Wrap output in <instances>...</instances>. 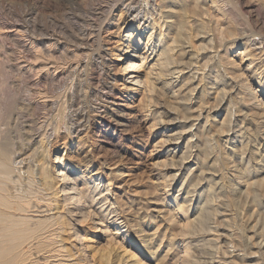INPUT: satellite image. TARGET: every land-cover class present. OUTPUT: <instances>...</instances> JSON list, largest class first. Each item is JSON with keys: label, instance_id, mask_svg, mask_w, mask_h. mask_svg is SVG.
<instances>
[{"label": "bare ground", "instance_id": "obj_1", "mask_svg": "<svg viewBox=\"0 0 264 264\" xmlns=\"http://www.w3.org/2000/svg\"><path fill=\"white\" fill-rule=\"evenodd\" d=\"M52 1L62 10L40 4L37 23L6 29H37V79L8 91L0 76V264H264V34L236 36L232 0ZM112 59L150 125L158 203L132 195L125 172L94 170L91 131L115 147L130 125L108 106ZM231 181L261 211L249 234Z\"/></svg>", "mask_w": 264, "mask_h": 264}, {"label": "rangeland", "instance_id": "obj_2", "mask_svg": "<svg viewBox=\"0 0 264 264\" xmlns=\"http://www.w3.org/2000/svg\"><path fill=\"white\" fill-rule=\"evenodd\" d=\"M255 1H256V3H255ZM51 2H52V5H50ZM51 2H49V4H48V0H0V17H1L0 18V25H1L0 26V62L2 61L0 63L1 64L0 65V71H2V74L0 72V74H1L0 76L3 75V81L6 78L5 79L6 81H4V82L5 83L8 82L7 84H9L12 81L10 85H5V84L3 85L4 87H7L8 89L11 87L9 90L5 88L8 91H12V88L13 89L14 88L17 89L16 86L15 87H12V86H14L15 84H17L19 82L24 85V82L26 83L27 80H28L27 78L30 79L32 77V79H34L35 76L37 77V46H36L37 45V29H36V31H34L33 29L27 30L26 27H24L23 30L20 31L21 33L18 32L19 35L18 34L15 35L13 32H9L10 30L7 31L6 29H7V27H10L12 25H16L17 26V25H20V24H22V25L23 24H27V22H29L30 18L34 19V20H31V21H35L37 23V15H35V14H37V7L40 4H42V5L44 3L48 4V5L44 4V5H46L44 7V13L47 14V15H53L55 13H58L60 10H62V8L60 9L59 6L56 3H53L52 0H51ZM240 2H241V4H240ZM258 3L262 4L260 2V0H238V1H236V0L233 1L232 0V4L235 7V9L238 10L239 12L244 13L241 16V15H238L237 12H235V11L233 12V16H235V15L237 16V18L235 16V21H237L236 23L239 24L238 25V31L239 32L236 35L237 37L239 35L240 36L243 35V34H240V31H241V33H244V31H245V33H248V34L253 31V32L259 33L258 35H256V36H259V37H261V35L264 34V30H263L264 29V25L261 24L263 22V19H264V16H263L264 15V9H263V5H260L261 6L260 7ZM236 4H238V6ZM257 4L260 7V10L256 6ZM8 5H10V7ZM254 5H255V7H254ZM50 6H53V7H50ZM239 8H241V9H239ZM246 8H248L249 11ZM50 9H54L55 13H53V11H51ZM243 9L244 10L246 9L245 12H243L244 11ZM246 11H247V13H246ZM262 11H263V15L261 14ZM234 13H235V15H234ZM260 15H261V17H260ZM240 19L243 20L244 23H242V21ZM16 20L17 21L19 20V21L16 22ZM238 20L241 23H239ZM245 22H247L246 25H245ZM240 24L242 25V27H240L241 26ZM247 25L249 26L248 28L246 27ZM116 28H117V26H115L114 24L110 23L103 29V32H102V35H103L104 38L110 39L111 45L113 44L112 47H114L116 45V42H117V39H118L117 35H116L117 32H118V30H117L118 28L117 29ZM242 28L245 29L243 32H242V30H243ZM24 29L27 32L24 31ZM257 31H259V32H257ZM12 36H13V39H12ZM4 39H5V41H4ZM32 41L35 42L34 43L35 45L31 44ZM244 41L242 40L241 42H244ZM15 44H17V45H15ZM218 48H220V47H218ZM27 50H29V51H27ZM25 51H27V52H25ZM34 52H35V54H33ZM8 55H10V56H8ZM29 56L31 58H29ZM2 58H4V59H2ZM5 58H6V61H5ZM32 59H33V62H32ZM9 60H11L12 63ZM14 60H15V62H14ZM114 61H116V59H112L111 63L112 64L114 63V66H116V70L118 69L117 67H119V69H120V62L116 61V63H115ZM4 62H5V64H4ZM115 64H117V65H115ZM2 65L4 66L3 68H1ZM16 67H19V68L21 67L20 70H19L21 72H17ZM13 69H15V70H13ZM119 69L116 72L118 74L116 75V78H115L116 81H117L116 85H115L116 86V95L117 96L115 98H113L114 101L111 99L113 102L109 101L108 106L110 107L111 111H115L116 110L115 111L116 113H118L119 111H122V110H123L122 113L125 114V112H126L125 118L127 116L128 124H130V125H128L129 127H127L125 130L123 128L124 132L122 131L120 133V136L115 135L116 136L115 137L116 138V140H115V145L116 146L115 145H113V146H115L116 149H115V147H112L110 144H108L106 141H104L101 138V136H102V135H100L102 133L101 131H104L105 127L95 126V130L91 131V136H92L91 138L93 140L92 142L94 143V146H93L94 154L96 153V155H95L96 159L94 160V163H93L94 164V170L97 171V169L101 166V167H103L102 171L104 173H105V171L109 172V170L113 169V168H115L113 170H120L121 173L125 172V174H123V176H120V178L122 177L123 181L124 180L126 181L128 187H129V192H131L130 190H132V192H131L132 195H134V196L137 195V197L141 198V200H144V198H146L147 200H149V199L152 200L153 203H156V202L158 203V200H157L158 196H156V195H157V193H158V195H160L161 191L159 190L160 189L159 187L155 188L157 186V181H156L157 179L152 174V168L154 167V162L155 161L153 160V153H152L153 152L152 151V149H153V147H152L153 144L152 143H154L153 140H152L153 137L150 134V129L148 128L150 125H149V123L147 122V120L145 118V114H143L144 112L142 110H140V108H139V104L137 102L139 100L138 97L135 96L133 93L130 94V93L123 92L124 91V87H125V85H123V82H124L123 80L126 78V76L124 74H122V71H120ZM11 71H15V73L11 72ZM6 72H8V73H6ZM15 74L16 75L19 74L22 77L18 76V75H17L18 76L17 77ZM11 75H13V76L11 77ZM4 76H5V78H4ZM14 78L16 80H13ZM131 79H129V80H131ZM23 89L24 88L21 87L20 91L23 92L25 90V89L24 90ZM24 93H25V91H24ZM137 105H138V107H137ZM4 112H5V108H2L0 115L3 116ZM0 125H1V122H0ZM109 147L111 149L113 148L112 150H114V149L117 150V152L113 153L114 151L112 152V150H110ZM63 150H64L63 146H60L59 151L54 152L52 154V160L54 162H55L54 158L56 157L55 155H63V154L66 153L65 150H64L65 153H63ZM97 155H99V156H97ZM111 155H112V157H111ZM109 161H110V163H109ZM254 161L255 162H253L252 165L254 163L256 164V162H257V160H254ZM103 165H105V166H103ZM111 166H113V167H111ZM56 174H58V170L56 171ZM260 176H261V174L259 172L256 173V174L254 173L253 180H255V179L257 180L258 177L260 179ZM243 179H244V177H242V180ZM128 180H130V182ZM105 182H107V181H105ZM128 183H131V184H128ZM233 183H234L233 187L237 188L236 189L237 192L235 191V193H237L236 194L237 196L236 195L235 196L233 195V196L236 198V201H237L236 205H238L237 206L238 210H237L236 206L233 207L234 208V212L239 211V212H237V215L239 216L238 219L241 220L240 222H243L242 223V225H243L242 229L245 228L246 229V230H244L245 234L246 233L249 234L250 230H248V227H251L253 225L252 222H255L254 219H256V218L258 219L259 217H261V213H260L261 211H260V209H259L260 212L257 211L258 210V206L255 205L254 202H252L253 200H252V198L250 196L245 197V195H244L245 193L241 189V188L245 189L244 182H242V184L241 183L238 184V183H236V181H233L232 184ZM160 187H162V185ZM167 189H168V187H167ZM135 190H137L138 192L137 191L135 192ZM133 192H134V194H133ZM170 192H171V194H174L173 191H170ZM239 192H241L240 193L241 195L239 194ZM242 193H243V196H242ZM219 197H217L216 199H218ZM222 197H223V195H221V198H219L220 203L222 201L224 202ZM237 198H238V200H237ZM221 199H222V201H221ZM74 202L75 201L73 200V203ZM218 202L219 201H217V203ZM72 206L74 207L75 204L71 205L70 207H72ZM80 208H81V206H80ZM88 209L89 208H86L83 211L88 210ZM79 210L80 209H77V211L75 212V213H77V216L75 217L76 221L79 218L78 219L79 223L77 221V223L75 222L76 224H80V221H81L80 217H82L81 215H83V213H84L82 210L79 212ZM88 211H86V212H88ZM257 212L260 213V215ZM39 218H42V217H38V219ZM46 218L47 217H43L42 219H46ZM221 219L222 218L219 216V220L218 221L220 222ZM259 219H261V218H259ZM82 221H83L84 224H86V221L88 222V219L86 221L82 219ZM97 222H95V223H97ZM88 223L90 224L91 222H88ZM98 228H99V230H97V232H95L96 230H93L95 232V234H97L96 236L99 237V238L101 237V238L105 239V234L106 233H105L104 228L101 227V226L98 227ZM249 229H251V228H249ZM247 230H248V232H247ZM258 236H260V235H258ZM260 238L261 237H257L255 240L259 241ZM79 244L81 245L82 241H79ZM222 244H224V243H222ZM224 248H225V246H223L222 249H221L222 253H225ZM246 249L248 251L250 250L249 248H246ZM89 250L90 249L88 248L87 249V254L90 253ZM263 251H264V249H262V253L263 254L261 255V258H263V256H264V252ZM249 255H251V254H249ZM88 257H89L88 255H87V257L85 256V258H88ZM257 258L258 257H255V258H252V259H247L245 261V263L246 262L254 263V262L257 261Z\"/></svg>", "mask_w": 264, "mask_h": 264}]
</instances>
